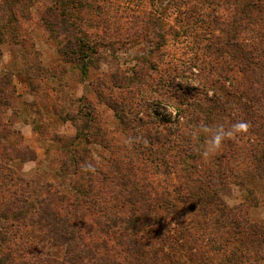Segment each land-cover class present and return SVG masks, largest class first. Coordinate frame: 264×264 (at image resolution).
<instances>
[{
  "label": "rangeland",
  "instance_id": "rangeland-1",
  "mask_svg": "<svg viewBox=\"0 0 264 264\" xmlns=\"http://www.w3.org/2000/svg\"><path fill=\"white\" fill-rule=\"evenodd\" d=\"M64 1L78 38L92 46L85 74L63 57V35L46 29L44 20H50L59 0H0V192L5 196L0 213L8 216L0 217L5 239L0 264H47V259L64 264V246L46 242L43 219L52 216L41 214L44 210L82 228L75 231L72 256H85L96 242L114 244L127 212L134 208L139 214L148 199L163 198L187 210L202 193L214 199L190 216L205 228L201 250L208 264H264V130L257 135L239 131L204 156L209 137L199 129L214 93L203 87V79L219 80L226 90L233 86L218 78L221 71L209 74L206 48L220 35L217 28L231 22L233 3ZM236 77L246 89L248 84ZM182 90H188L184 98ZM251 98H240L227 112L237 118L241 106L251 116H264V101ZM223 120L226 131L234 125ZM76 126L83 129L74 142ZM75 155L85 157L86 164L75 167ZM114 164L120 167L117 175ZM122 174L129 197L110 202ZM87 186L92 193L81 206L78 192ZM16 210L27 212L22 224L30 222L28 227L14 223ZM157 216L158 227L152 226L145 239L143 264H160L163 253L167 264V235L181 226L162 209ZM95 222L107 224V233H99ZM220 239L223 248L213 252Z\"/></svg>",
  "mask_w": 264,
  "mask_h": 264
},
{
  "label": "trees",
  "instance_id": "trees-1",
  "mask_svg": "<svg viewBox=\"0 0 264 264\" xmlns=\"http://www.w3.org/2000/svg\"><path fill=\"white\" fill-rule=\"evenodd\" d=\"M208 1L210 5H215L216 7L221 4L228 5L233 3L235 8L231 22L224 28L219 26L217 29L220 35L217 37L214 36L211 41L213 44L207 45L206 47L209 58V74L219 70L221 73L218 72V78L232 81L233 86L229 90H226L222 88V86L220 87L219 80L203 79L201 82L203 87H212L214 93L212 98L207 100L210 106L204 113L205 115L202 120H200L201 126L199 129L203 126L215 128L222 125V123H224L223 119L227 118L234 125L237 123L246 124L248 132L257 135L260 129L264 130V116L256 118L253 114L252 116L255 117L254 119L246 108L240 106L237 108L239 115L237 118H232L227 112V108H233V106L237 107L241 102L240 98H244L248 95L252 96L250 101L253 103L264 101V0H205V2ZM66 4V1L59 0V5L55 6L53 11L51 9L49 17L50 20L52 17V20H44L45 26L49 32L52 33L57 30L63 35L64 47L61 51L63 57L67 59V62L70 64L78 65L82 69L83 74H85L89 64V62H87L89 58L87 50L92 48V46L78 38L77 35L80 33L79 29L77 30V25L75 22L71 21V16L68 14L69 10L65 7ZM219 58L222 59L221 64H219ZM210 60H212L213 63H211ZM229 73H234V75L231 74V76H228ZM236 75L248 84L246 89H244L241 83H237ZM179 86V90H181L182 84L179 83ZM182 91L183 92H180L179 96L184 98L188 90ZM229 98L233 99L231 106H229ZM257 119H259L260 122H257ZM88 127L89 124L86 122L85 129ZM75 129L76 136L72 140L77 142L81 139V130L83 127L76 126ZM240 133L242 134L243 131ZM261 137L262 140H264V136L260 135V138ZM65 151L68 155L71 153V150ZM85 151L86 150H83V152ZM73 152H76V150H73ZM75 156L72 157V163L75 167L79 168L80 165L86 164L85 157ZM263 159L264 156H262V160ZM257 163L259 164L260 162L257 161ZM64 168L66 169V165H64ZM112 168L113 172L117 175L120 167L118 168V166L114 164ZM118 179L119 182H114V186L117 188L119 187V189L114 197H110V202L113 201L117 203L118 197H129V194H127L125 190V187H127L126 175L122 174L118 176ZM106 180V177L102 178V181ZM89 189H92L91 186L84 188L83 192H78L81 196V206L84 203V198H88L90 193H92ZM78 190L80 191V189ZM3 192H0L1 201L5 199ZM202 194L204 195L199 198L200 200L197 203H193L194 201L192 200L193 202L191 201V204H188L187 210L183 207L177 210L176 204L171 205L170 202L165 204L166 201L164 202L163 198L160 200H158V197L150 200L148 199L147 203H145V208L142 212H139V214H137L136 210H133L134 208L127 212L125 215L127 218L122 221L125 227L116 231L117 238L114 239V244H106V241L100 243L96 242L85 256L81 254L74 257L72 256L74 249L77 247L76 238L78 235L76 232L80 231L82 228L78 224H67L68 220L66 218L62 219L58 215L56 217L52 212L44 210L41 214L52 216L51 220L43 219L46 222L45 227L48 231L46 242L50 247L64 246V251L67 255L64 264H77L81 261H89L90 264H143L141 259L145 251H147V248L144 246V244L147 245L145 239L151 234L152 226L158 227L161 220L160 217L157 216L158 209H162L166 217L172 216L181 223L177 233L172 231L170 236L167 235L169 239V244L167 246L168 253H171L169 254L171 258L169 257L167 264H208L205 260L204 252L201 250V248H203L201 244L203 242L202 237L205 228L202 223H200L201 221L195 222L190 216L192 211L201 212V210H203V202L214 199V196L210 193ZM130 196L133 195L131 194ZM136 200L139 199L136 198ZM136 200H132L133 204L128 200V203L130 205H135L137 203ZM159 202L164 205L159 204ZM80 203L74 202L73 205L74 207H80ZM97 209H100V207H96L92 211L95 212ZM26 213V211L22 210L12 212V219L15 221L14 223H17L18 227L26 228L30 225V222L22 224L23 220L26 219ZM0 217L4 220L8 218L5 212H1ZM101 217L104 216L101 215ZM187 218L190 219L188 223L186 222ZM102 222H95V225L98 227L99 233H107L106 229H108V226L105 224L104 229ZM114 226L115 225L112 227ZM206 232L207 230H205V233ZM176 235L178 236L177 238H175ZM4 241V238L0 239V242ZM222 241L223 239H220L217 242L221 243L219 247H212L213 252L217 250V253L220 251L219 248H223V246H221L223 243ZM159 253H162V251L158 250V254ZM162 256L168 257V255L164 253ZM162 256L161 258L159 257L161 263H158L160 264L164 263ZM113 258H116L117 261ZM49 260L50 259L46 260L47 264H52L53 260L52 262Z\"/></svg>",
  "mask_w": 264,
  "mask_h": 264
},
{
  "label": "clouds",
  "instance_id": "clouds-1",
  "mask_svg": "<svg viewBox=\"0 0 264 264\" xmlns=\"http://www.w3.org/2000/svg\"><path fill=\"white\" fill-rule=\"evenodd\" d=\"M246 128L247 125L244 123H237L227 131L222 126H217L215 128L203 126L202 131L209 137L203 155L208 156L214 153L220 148L222 142L226 137L234 136L237 132L245 130Z\"/></svg>",
  "mask_w": 264,
  "mask_h": 264
}]
</instances>
